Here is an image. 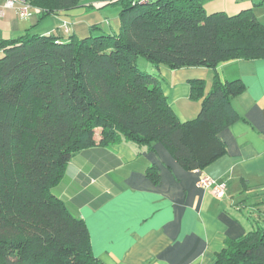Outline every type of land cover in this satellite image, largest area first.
Masks as SVG:
<instances>
[{"label":"trees","instance_id":"trees-1","mask_svg":"<svg viewBox=\"0 0 264 264\" xmlns=\"http://www.w3.org/2000/svg\"><path fill=\"white\" fill-rule=\"evenodd\" d=\"M205 2L32 0L40 20L117 5L120 30L96 32L94 25L90 35L69 40L29 31L0 40V264H105L85 220L54 192L79 150L119 142L151 149L162 142L190 170L226 153L220 133L241 117L232 101L243 82L216 72L206 92L205 80H192L191 97L202 106L182 121L160 78L139 63L144 57L156 68L216 69L264 57V23L252 8L209 12ZM147 175L160 179L154 166ZM254 198L245 200L253 229L227 238L207 264H264V194Z\"/></svg>","mask_w":264,"mask_h":264},{"label":"crops","instance_id":"crops-1","mask_svg":"<svg viewBox=\"0 0 264 264\" xmlns=\"http://www.w3.org/2000/svg\"><path fill=\"white\" fill-rule=\"evenodd\" d=\"M227 5L210 12L236 14L252 8L264 23V0H228ZM120 11L117 5L79 7L40 20L37 7L22 15L0 0V40L28 31L69 40L90 35L94 25L100 26L96 32H119ZM139 63L160 78L182 121L195 118L202 106L201 99L191 97L192 80H205L206 92L216 72L222 79L243 82V91L232 101L241 117L220 133L226 153L204 169L190 170L162 142L151 149L130 142L96 145L73 155L54 192L85 220L93 251L105 264L210 263L227 238L253 229V208L245 200L264 194V57L231 60L216 69L156 68L144 58ZM152 166L159 169L157 183L147 175ZM204 176L226 182V195L218 198L202 187Z\"/></svg>","mask_w":264,"mask_h":264},{"label":"built area","instance_id":"built-area-1","mask_svg":"<svg viewBox=\"0 0 264 264\" xmlns=\"http://www.w3.org/2000/svg\"><path fill=\"white\" fill-rule=\"evenodd\" d=\"M31 1L32 0H4V6L16 7L19 9L20 14L26 15L33 6ZM200 185L205 188H210L218 198H223L226 195V182L217 181L209 176H204L200 181Z\"/></svg>","mask_w":264,"mask_h":264},{"label":"rangeland","instance_id":"rangeland-1","mask_svg":"<svg viewBox=\"0 0 264 264\" xmlns=\"http://www.w3.org/2000/svg\"><path fill=\"white\" fill-rule=\"evenodd\" d=\"M228 4V0H206V2H205V7H206V9H207V11H212V10H214V9H227V5ZM230 13H232L231 11H229ZM141 58H144V57H141ZM145 59V58H144ZM146 60V59H145ZM257 196V195H256ZM249 198H253V196H249ZM252 199H250V201H251ZM254 200H256V198H254ZM251 202H253V200L251 201ZM252 204V203H251ZM258 209H256L255 211V213L257 214V212H259V211H257ZM255 215V214H254ZM255 216H257V215H255ZM255 216H254V218H255ZM254 225L252 224V227H253Z\"/></svg>","mask_w":264,"mask_h":264}]
</instances>
